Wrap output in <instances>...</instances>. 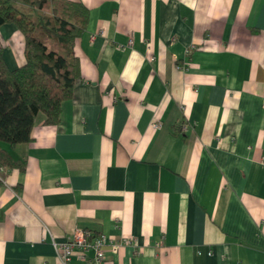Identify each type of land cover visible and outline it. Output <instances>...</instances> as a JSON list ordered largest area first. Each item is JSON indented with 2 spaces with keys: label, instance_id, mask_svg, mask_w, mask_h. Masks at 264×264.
I'll list each match as a JSON object with an SVG mask.
<instances>
[{
  "label": "crops",
  "instance_id": "1",
  "mask_svg": "<svg viewBox=\"0 0 264 264\" xmlns=\"http://www.w3.org/2000/svg\"><path fill=\"white\" fill-rule=\"evenodd\" d=\"M76 1L60 121L0 143L25 160L0 165V264H264V0ZM0 46L24 61L15 25ZM78 230L116 251L62 260Z\"/></svg>",
  "mask_w": 264,
  "mask_h": 264
},
{
  "label": "trees",
  "instance_id": "2",
  "mask_svg": "<svg viewBox=\"0 0 264 264\" xmlns=\"http://www.w3.org/2000/svg\"><path fill=\"white\" fill-rule=\"evenodd\" d=\"M88 18V7L76 0H0V26L11 23L24 37L20 65L10 67L0 46V143L31 140L40 113L45 124L60 121L80 74L74 45ZM0 165L24 170L25 160L0 145Z\"/></svg>",
  "mask_w": 264,
  "mask_h": 264
},
{
  "label": "built area",
  "instance_id": "3",
  "mask_svg": "<svg viewBox=\"0 0 264 264\" xmlns=\"http://www.w3.org/2000/svg\"><path fill=\"white\" fill-rule=\"evenodd\" d=\"M151 124L153 127L160 126L159 122L157 121H153ZM90 239L91 240H88V235L85 231L78 230L74 232L73 235L68 238V240L57 245L59 257L62 260L67 261L73 254L75 247H79L81 249V252H83L90 246H93L96 253L95 262L99 263L103 257L104 247L109 245L111 250L116 251L117 249L118 244L108 239V237L104 233H99L95 237Z\"/></svg>",
  "mask_w": 264,
  "mask_h": 264
}]
</instances>
